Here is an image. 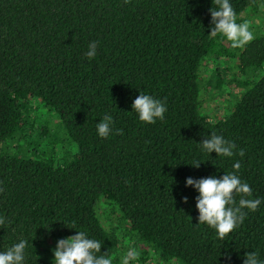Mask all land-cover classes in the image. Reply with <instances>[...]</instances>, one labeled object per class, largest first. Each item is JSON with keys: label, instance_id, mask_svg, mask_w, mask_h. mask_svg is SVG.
Here are the masks:
<instances>
[{"label": "trees", "instance_id": "trees-1", "mask_svg": "<svg viewBox=\"0 0 264 264\" xmlns=\"http://www.w3.org/2000/svg\"><path fill=\"white\" fill-rule=\"evenodd\" d=\"M229 2L237 23L264 24V0ZM215 7L0 0V252L23 239V264H53L57 241L84 231L113 264L129 247L140 253L130 264H244L247 252L264 262V71L254 74L264 30L233 49L210 35ZM208 90L224 109L203 112ZM140 93L165 103L163 120H139L132 103ZM105 115L113 131L102 138L96 126ZM213 132L235 143L232 157L202 150ZM237 161L252 189L246 198L261 204L244 209L243 223L221 240L198 223L199 193L185 181L220 178Z\"/></svg>", "mask_w": 264, "mask_h": 264}, {"label": "clouds", "instance_id": "clouds-1", "mask_svg": "<svg viewBox=\"0 0 264 264\" xmlns=\"http://www.w3.org/2000/svg\"><path fill=\"white\" fill-rule=\"evenodd\" d=\"M130 0H124L129 3ZM216 5L210 9L211 27L210 35L216 37L222 35L230 42L233 49L243 48L255 39L254 33L250 30V23L245 21L237 23V14L229 0H212ZM97 42L93 41L88 46L85 53L88 59H93L96 55ZM132 109L138 113L139 120L148 124H153L157 119L163 120L166 112L165 103L154 99L151 95L140 93L132 103ZM113 117L105 115L97 124L98 135L107 138L112 133ZM116 134H123L117 129ZM200 145L202 150L216 155L232 157L236 145L234 142L224 139L221 135L213 132L204 138ZM239 156H244V150L238 151ZM201 162H196L193 167L198 168ZM240 162L233 164V172L224 173L220 178L209 176L207 178L193 179L186 178L185 186H192L199 195L196 197V209L198 210V223L206 224L215 229L219 239L223 240L228 234L234 231L238 225L242 224L249 211H256L261 204L260 199L246 198L252 196L251 187L242 182L236 174L240 169ZM3 192V188H0ZM239 194L238 204L235 195ZM182 202L187 203V197L182 198ZM5 224V218L0 217V226ZM10 224V221H9ZM75 226H73L74 229ZM28 245L26 240H20L9 247L6 251L0 252V264H23L25 259V249ZM101 242L88 237L84 231H77V234L61 238L57 241L53 250V264H113V259L106 253L101 254ZM140 253L134 247H129L126 254L120 259V264H130L139 259ZM230 259V256H226ZM244 264H264L256 252L245 254Z\"/></svg>", "mask_w": 264, "mask_h": 264}, {"label": "rangeland", "instance_id": "rangeland-1", "mask_svg": "<svg viewBox=\"0 0 264 264\" xmlns=\"http://www.w3.org/2000/svg\"><path fill=\"white\" fill-rule=\"evenodd\" d=\"M246 12H247V10H244L239 16H241V15H244V14H246ZM263 12H264V8H263ZM261 24V23H260ZM260 24H258V25H260ZM262 26H261V28L260 27H257V28H253V29H251V31L252 32H255V31H262V29L264 30V24H261ZM215 64H217L218 66L217 67H219V66H221L222 64H221V60H218V61H216L215 62ZM210 69H211V67H210ZM209 68H208V70H206V73L208 74V72H209V70H210ZM264 71V63H263V66H262V68L261 69H259V70H257L254 74H255V76H259L262 72ZM202 74H204L203 72H202ZM210 93H212L213 95H215V98L213 99V100H209V99H207V95H209ZM223 94H224V98L227 96L226 95V90H224L223 91ZM220 95H219V93L217 92V90L215 91V90H208L207 92L206 91H202V93H201V97L203 98V102H202V106H201V108H203V112L205 111V109H207V111L208 112H211V111H218V109H224V105H223V103H221V101H222V97H219ZM227 98V97H226ZM72 144V143H71ZM70 148L72 149V150H74L76 147H75V145L74 144H72L71 146H70Z\"/></svg>", "mask_w": 264, "mask_h": 264}]
</instances>
